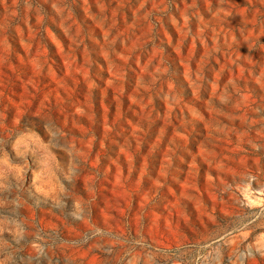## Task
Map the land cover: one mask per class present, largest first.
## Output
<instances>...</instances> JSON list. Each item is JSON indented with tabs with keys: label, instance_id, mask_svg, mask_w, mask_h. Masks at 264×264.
I'll return each instance as SVG.
<instances>
[{
	"label": "rangeland",
	"instance_id": "1",
	"mask_svg": "<svg viewBox=\"0 0 264 264\" xmlns=\"http://www.w3.org/2000/svg\"><path fill=\"white\" fill-rule=\"evenodd\" d=\"M0 264H264V0H0Z\"/></svg>",
	"mask_w": 264,
	"mask_h": 264
}]
</instances>
